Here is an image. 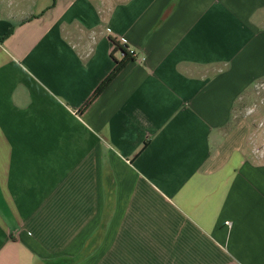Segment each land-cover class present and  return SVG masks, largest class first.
<instances>
[{"label": "crops", "instance_id": "obj_1", "mask_svg": "<svg viewBox=\"0 0 264 264\" xmlns=\"http://www.w3.org/2000/svg\"><path fill=\"white\" fill-rule=\"evenodd\" d=\"M259 81L264 0H0V264H264Z\"/></svg>", "mask_w": 264, "mask_h": 264}, {"label": "rangeland", "instance_id": "obj_2", "mask_svg": "<svg viewBox=\"0 0 264 264\" xmlns=\"http://www.w3.org/2000/svg\"><path fill=\"white\" fill-rule=\"evenodd\" d=\"M240 109L241 110L236 113L233 123L236 124L238 120H247L251 128L249 133L250 143L253 141L255 145H259L264 135V128H258L259 121L264 122V92L259 95L255 94L252 103L249 105L243 104ZM248 110H251L249 114H247Z\"/></svg>", "mask_w": 264, "mask_h": 264}, {"label": "trees", "instance_id": "obj_3", "mask_svg": "<svg viewBox=\"0 0 264 264\" xmlns=\"http://www.w3.org/2000/svg\"><path fill=\"white\" fill-rule=\"evenodd\" d=\"M113 43H114V52L121 51L124 54V57L121 61L119 62L116 61L115 66L111 71V73L97 87L91 98L84 105V108L88 107L108 87V85L114 80V78L120 73V71L126 66L128 62L132 61L128 52H126L118 42L114 40ZM147 143H148L147 141L143 143L141 150L147 146Z\"/></svg>", "mask_w": 264, "mask_h": 264}, {"label": "built area", "instance_id": "obj_4", "mask_svg": "<svg viewBox=\"0 0 264 264\" xmlns=\"http://www.w3.org/2000/svg\"><path fill=\"white\" fill-rule=\"evenodd\" d=\"M128 54L132 57V59L138 63L142 62L143 58L139 57L135 54L133 50H128ZM253 91L255 94H262L264 92V82L259 81L255 83L253 86ZM251 110H248L247 114L250 113ZM258 128H264V122L259 121ZM248 146L250 147L251 154L254 158L262 159L264 157V135L262 136L261 142L259 145H255V142L251 141L250 143V137L248 139Z\"/></svg>", "mask_w": 264, "mask_h": 264}]
</instances>
